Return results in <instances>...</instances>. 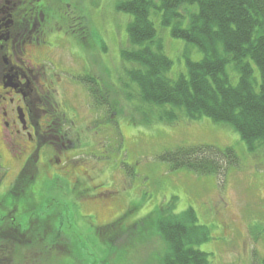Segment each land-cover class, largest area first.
I'll list each match as a JSON object with an SVG mask.
<instances>
[{"label": "rangeland", "instance_id": "374dc122", "mask_svg": "<svg viewBox=\"0 0 264 264\" xmlns=\"http://www.w3.org/2000/svg\"><path fill=\"white\" fill-rule=\"evenodd\" d=\"M78 1L80 16H83L81 23L85 29L91 27L93 33L95 55L91 53V59L86 62H72L68 60V51L61 50L63 57L58 67L47 63L45 71L56 83L59 79L70 80L69 85L62 83L51 92L52 103L58 104L60 117L64 118V132L70 131L71 138L76 136L74 131L80 134V147L87 154L81 151L78 156L74 152L68 155L67 166L72 163L76 177L81 179L74 191L61 183L66 178L74 182L76 177L62 176L51 164L40 170L38 183L43 199L38 201V206L43 207L51 199L70 204L73 233L75 240L86 249L80 252L86 253L87 264H161L167 248L155 228L149 224L138 235V232L120 233L114 225L126 215L129 217L125 218L124 228H133L160 207L173 208L174 215L188 209L195 211L198 225L206 227L210 235L209 241L196 248L208 254L210 264H261L264 259V146L249 152L230 126L218 125L208 118L180 119L173 125L158 123L152 108L139 100H129L137 88L127 78L125 68L129 65L121 57L122 51L130 48L127 34L130 18L117 11L120 0ZM154 22L164 53L174 63L170 77L187 74V60L198 62L202 53L196 46L173 38L171 29L163 28L159 18L154 17ZM65 71L73 75L93 72L100 87L97 99L105 103L104 107L100 101L90 107L86 88L78 77L72 78ZM228 72L234 75L230 67ZM124 81L133 91L125 87ZM199 145L233 148L239 162L222 175L199 176L187 170L175 171L161 160L166 152ZM14 169L11 167V176L0 183V205L9 198V184L17 174ZM3 173L0 165V181ZM53 182H57L59 189H51ZM9 208L11 213L14 205L10 202ZM98 226H112L117 249L104 246L97 238L95 227ZM127 237H130L129 243L124 244Z\"/></svg>", "mask_w": 264, "mask_h": 264}, {"label": "trees", "instance_id": "16d2710c", "mask_svg": "<svg viewBox=\"0 0 264 264\" xmlns=\"http://www.w3.org/2000/svg\"><path fill=\"white\" fill-rule=\"evenodd\" d=\"M116 9L130 18V48L121 53L129 65L127 78L137 88L124 81L133 91L129 100L152 108L158 123L208 118L230 126L249 152L264 146V0H120ZM154 17L173 38L202 53L198 62L187 60V74L170 77L174 63L164 53ZM161 160L175 171L218 176L237 165L239 157L233 148L199 145L166 152ZM37 177L20 178L0 205V264H87L86 253L80 252L86 249L73 233L70 204L51 199L39 207L43 198ZM51 189H59L57 182ZM127 217L114 224L116 231L141 235L150 224L167 248L161 264H210L208 254L196 248L210 240L209 230L198 225L193 209L174 215L173 208L160 207L133 228H124ZM111 228L95 227V234L104 246L117 249Z\"/></svg>", "mask_w": 264, "mask_h": 264}, {"label": "flooded vegetation", "instance_id": "af4514ba", "mask_svg": "<svg viewBox=\"0 0 264 264\" xmlns=\"http://www.w3.org/2000/svg\"><path fill=\"white\" fill-rule=\"evenodd\" d=\"M77 4L78 0H0V165L4 170L0 183L11 176V167L17 170L7 193L20 178L39 175L47 164L74 179L77 172L72 163L67 166L68 155L87 154L80 147V134L74 131L76 136L71 138L70 131L64 132V118L58 104L52 103L51 92L62 83L69 85L70 80L56 83L45 71L47 63L58 67L61 50L68 51L72 62H86L91 53L95 55L91 27H83ZM65 72L79 78L90 97V107H95L100 91L95 74ZM74 180L66 178L61 185L76 190L81 179Z\"/></svg>", "mask_w": 264, "mask_h": 264}]
</instances>
